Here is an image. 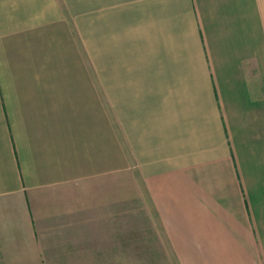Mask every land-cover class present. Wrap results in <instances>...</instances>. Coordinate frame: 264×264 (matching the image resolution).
Instances as JSON below:
<instances>
[{
    "label": "crops",
    "instance_id": "1",
    "mask_svg": "<svg viewBox=\"0 0 264 264\" xmlns=\"http://www.w3.org/2000/svg\"><path fill=\"white\" fill-rule=\"evenodd\" d=\"M0 264H264V0H0Z\"/></svg>",
    "mask_w": 264,
    "mask_h": 264
},
{
    "label": "rangeland",
    "instance_id": "2",
    "mask_svg": "<svg viewBox=\"0 0 264 264\" xmlns=\"http://www.w3.org/2000/svg\"><path fill=\"white\" fill-rule=\"evenodd\" d=\"M137 180H138V187L140 188L141 194L143 195V199L138 201V202L133 201L132 208L133 207H147V208L154 209L152 199L149 196V193L147 192V190H146V188L142 182V179L139 177V178H137ZM129 218H130L131 222H134L135 216H130ZM153 219H155L154 221L157 224H159V220H158L157 215L153 214Z\"/></svg>",
    "mask_w": 264,
    "mask_h": 264
}]
</instances>
